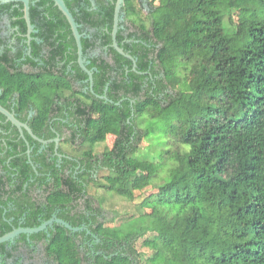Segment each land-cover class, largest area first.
<instances>
[{"label": "trees", "instance_id": "16d2710c", "mask_svg": "<svg viewBox=\"0 0 264 264\" xmlns=\"http://www.w3.org/2000/svg\"><path fill=\"white\" fill-rule=\"evenodd\" d=\"M94 1L97 9L92 0H66L80 32L95 29L82 36L84 54L108 45L110 59L87 65L94 93L74 87L88 86L89 76L52 0L37 1L51 6L42 22L30 6L48 47L43 73L0 77L1 105L10 109L7 85L17 84L18 116L34 107L28 124L37 136L55 137L53 116L59 130L74 126L60 157L55 142L40 150L26 132L29 153L17 129L11 136L10 123L0 124V236L57 212L95 237L54 223L50 235L23 233L0 253L14 257L35 241L54 264H264V0H149L146 15L137 0H124L117 41L136 70L111 45L116 0ZM58 58L74 61L73 72H56ZM110 135L112 146L96 152ZM79 163L85 169L76 176L59 165ZM91 186L139 200L138 214L107 215Z\"/></svg>", "mask_w": 264, "mask_h": 264}, {"label": "flooded vegetation", "instance_id": "af4514ba", "mask_svg": "<svg viewBox=\"0 0 264 264\" xmlns=\"http://www.w3.org/2000/svg\"><path fill=\"white\" fill-rule=\"evenodd\" d=\"M34 5H36L38 7V15L41 19V22L45 17L47 18L50 16V13H49V10L51 7L50 4H48V3L47 4H40L39 3L37 5V1H35ZM92 5H93L92 6L93 9L98 8L95 5V3H93ZM30 6H31V4H30ZM29 16H30V20H31L30 9H29ZM31 25H32V30L30 32L28 22H27V19L25 16L24 5L22 6L18 2H14V3L8 4V5L7 4H0V65L4 66L6 68L5 70H3V68L0 67V77L7 74L10 76L11 75L20 76L22 78V77H25L28 75L39 76L43 73V70H44L43 67L45 65V59L48 58L47 57L48 47L46 46L45 41L42 38V36H40V33L42 30L39 26V22L32 23V21H31ZM84 28L85 29L82 32V36L91 37V34L93 32H95V29H93V28H90L87 26ZM105 30H106V28L104 27L102 31H105ZM111 34H112V32H111ZM130 40L131 39L127 38V41H130ZM98 43H100V40H98ZM111 45L113 47V40H112ZM107 50H108V45L107 46H99L96 49L89 52L88 54H83L84 58H85L86 66L89 63V60L95 56L103 55L104 57L110 59L108 57V51ZM83 53H84V51H83ZM77 54H78V48H77ZM65 62H66L65 59L58 58L56 60V67L54 70L56 72H59V71L65 69L67 73L73 72L74 61L71 60L67 64ZM78 64H79V62H78ZM79 66H80V64H79ZM65 67H67V68H65ZM83 71H85V70L83 69ZM91 71L93 72V70H91ZM87 81H89V78H88V80H86L84 82L86 83ZM24 84L25 83H23V85ZM16 85L17 84L7 85L8 86L7 89L8 90H14L15 93H13L11 100L9 102V104H10L9 108L10 109H8L6 107L5 108L8 109L9 111H11L12 113H14L16 118L19 119L21 122L28 124L29 121L32 119V117L35 115L36 111H35L33 106H30L27 110H25V112L23 114V115H25L24 119H22L18 116V113L16 110L19 107V106H17V100H16L18 94L15 91L16 89H14V86H16ZM74 87H75V89H81L82 91H85V92L88 89L91 90L90 81H89L88 86L82 85V83L79 81L74 82ZM4 89L5 88L3 87V85L0 81V92H2ZM91 92H92V90H91ZM57 119H58L57 116H53V117H51V119L49 121V124H50V127L52 128V131L55 133V137L50 138V139H45V140H55L58 137L60 139V142H61V140H64L66 138V135H68V134L70 135L72 133L73 129L71 127H74V126H71L69 128L65 126L63 128V130H59L58 127L54 126L53 122L57 121ZM60 119L63 120L62 121L63 123H69L70 125H73V123L70 122L71 119H69V118L64 119V118L60 117ZM1 123H3V124L10 123V126H8V128H7V132H4V133L13 136L15 133H17L16 132V129H17L18 136H16V134H15V136L17 137V139L23 138L21 133H20V130L17 128V126L13 125L10 121L7 120V118H5V120L0 119V124ZM75 129H76V127H75ZM0 130H1V127H0ZM26 132L29 134V132L25 130L24 131L25 136H26ZM33 133H34V131H33ZM52 142H55V141H52ZM49 143H51V142H49ZM46 145L47 144H42L40 147V150L44 149L46 147ZM27 146L30 147V143L27 144ZM58 149H56V143H55V151H56L55 154H58L61 157L62 154L59 153ZM28 150L31 151V147ZM60 161H61V158H60ZM59 165H60V168L64 169V172L66 174H72L74 176H76L80 173H83L84 169H85V167L81 163L72 164V165L70 164L67 167H65L64 165H61V164H59ZM47 174H49V173H47ZM37 175H39V174L37 173ZM40 192H41V190H37V193H40ZM35 199L36 200H43V197H39V198H35ZM12 206H13V203L11 201H9L6 209L11 210V209H13ZM55 216H57V212H54L52 218ZM54 223H57V222H54ZM53 224L49 225L48 228L43 230V231H46L47 234L50 235L49 227H52ZM81 226L82 227H88L87 225H85V223H83V225H81ZM16 228H19V227H16ZM82 231H86V230H82ZM86 233L88 235H91L92 237H95V235L92 233V231H91V233H88L86 231ZM18 237L19 236H17L14 240L10 241L11 243L7 246L8 249L11 250L13 248V245H16V240L18 239ZM85 242L87 244H89L90 247H92V244L90 243V241H85ZM38 249L43 250L45 258L48 259L49 261H51V259L46 254L45 244L43 242L30 241L28 244L22 243L19 250L15 252L14 257L7 258L8 255H6L5 253H3V254L0 253V264H27L28 260L32 261L33 259H35V254H36L35 251ZM82 250H84L83 247H82ZM51 263L54 264L52 261H51Z\"/></svg>", "mask_w": 264, "mask_h": 264}, {"label": "water", "instance_id": "95a60500", "mask_svg": "<svg viewBox=\"0 0 264 264\" xmlns=\"http://www.w3.org/2000/svg\"><path fill=\"white\" fill-rule=\"evenodd\" d=\"M33 1H39V0H0V4H6V3H10V2H21V3H23L24 10H25V16H26L28 26H29V31L31 32L32 25H31V20H30V16H29V9H30L31 2H33ZM52 1L62 11V13L65 15V17L67 18V20L71 26L73 35H74L75 40H76L77 48H78V62L80 64V66L87 72V74L89 76L91 90L94 93V90H93V72L90 69H88L86 64H85V58L83 55L84 53H83V46H82V33L79 30L80 25L76 22L73 13L71 12L69 7L67 6L66 0H52ZM92 2L95 3L94 0H92ZM123 5H124V0H116L115 11H114L113 30H112V34H111L112 40H113V47L120 54L131 59L133 61V64H134V69L136 70V65H137L136 59L130 53L126 52L124 50V48L119 45V43L117 41V33H118L119 28H120V23L124 20L123 13H122ZM98 96L102 99L109 100V98L105 95H98ZM0 113L3 114L7 118V120L10 121L13 125L17 126V128L20 130V133H21L22 137L25 139L27 144H29V141L27 140V138L24 134L25 130L28 131L29 134L34 139L40 141L42 144H48L49 142L55 141L56 149L59 148L60 139L58 137L55 140H45L43 138L38 137L37 135H35L33 133L32 129L30 128V126L28 124L21 122L19 119L16 118L14 113H12L11 111H9L5 107H3L1 104H0ZM28 152L30 153L31 151L28 150ZM54 222H57V223L65 226L67 229L74 231V232L86 230L88 233H91V230L88 227H75V226H72L70 223L66 222L65 220H63L62 218H58L57 216H55L52 219H49V220L43 222L38 227H19V228L13 229L12 231L4 234L3 236H0V244L4 243V242L12 241L17 236H19L20 234H23V233L30 235V234L41 232V231L47 229L48 226L53 224Z\"/></svg>", "mask_w": 264, "mask_h": 264}, {"label": "rangeland", "instance_id": "374dc122", "mask_svg": "<svg viewBox=\"0 0 264 264\" xmlns=\"http://www.w3.org/2000/svg\"><path fill=\"white\" fill-rule=\"evenodd\" d=\"M139 4L143 7V14L146 15L147 11L149 9V4L151 1L149 0H137ZM155 4H158V0L152 1ZM114 136L110 135L108 136L107 140L104 142H101L96 145V152H102L106 148L111 147L114 142ZM89 193L92 194L94 197H98L100 199L101 204L104 206L107 215L113 216L115 213H117L118 217L121 216H130L132 214L137 215V206L136 203L139 202V200H136L134 202H131L129 200H126L113 192L106 191L104 189H97L95 186H91L89 188ZM141 241L137 243V248L141 252L145 254H150V250L147 248H142L140 246ZM35 259L32 261L28 260L27 264H52L51 261L45 258L43 250L38 249L35 251Z\"/></svg>", "mask_w": 264, "mask_h": 264}]
</instances>
